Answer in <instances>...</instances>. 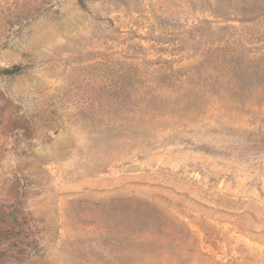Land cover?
I'll return each instance as SVG.
<instances>
[{"label": "rangeland", "instance_id": "1", "mask_svg": "<svg viewBox=\"0 0 264 264\" xmlns=\"http://www.w3.org/2000/svg\"><path fill=\"white\" fill-rule=\"evenodd\" d=\"M0 264H264V0H0Z\"/></svg>", "mask_w": 264, "mask_h": 264}, {"label": "trees", "instance_id": "2", "mask_svg": "<svg viewBox=\"0 0 264 264\" xmlns=\"http://www.w3.org/2000/svg\"><path fill=\"white\" fill-rule=\"evenodd\" d=\"M19 70H20L19 67H12L9 70H5V73H7V74H13V73L18 72Z\"/></svg>", "mask_w": 264, "mask_h": 264}]
</instances>
